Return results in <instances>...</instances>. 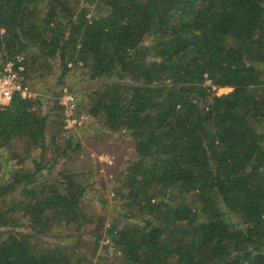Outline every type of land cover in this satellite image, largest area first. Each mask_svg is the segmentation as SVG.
<instances>
[{
	"label": "trees",
	"instance_id": "16d2710c",
	"mask_svg": "<svg viewBox=\"0 0 264 264\" xmlns=\"http://www.w3.org/2000/svg\"><path fill=\"white\" fill-rule=\"evenodd\" d=\"M18 55L30 85L82 68L128 158L108 222L63 107L0 105V264H264V0H0V71Z\"/></svg>",
	"mask_w": 264,
	"mask_h": 264
},
{
	"label": "rangeland",
	"instance_id": "374dc122",
	"mask_svg": "<svg viewBox=\"0 0 264 264\" xmlns=\"http://www.w3.org/2000/svg\"><path fill=\"white\" fill-rule=\"evenodd\" d=\"M5 66V65H4ZM4 68V67H3ZM82 68H77L71 72V75L68 76L67 83H70V87H75L76 89H73L72 91L75 93L77 97V103L79 104V99L81 96L78 95V92H80L82 83H85L84 80H86L85 76L81 72ZM57 75H47L44 78H41L40 80H36L33 85H30L32 87V90L37 93V97L34 99H38L41 95H47L50 98V101L48 100V105L52 106L55 103L59 105L58 103V96L60 95V90L63 85H58L55 83ZM231 90L230 87L220 88L217 90V93H227ZM54 92H57V94ZM48 108V106H46ZM46 108V109H47ZM82 112H78V116H82ZM87 116L86 122L74 129V130H65L66 134H75L74 139L76 141L80 140L83 145L88 148L90 155V161L94 167V172L99 173L102 176V180L105 183V186L103 184L101 185L99 177L95 178V184L90 188V197L93 201H96L101 198L108 202L107 206V216H108V222L111 219L112 216V207L114 205L113 201V192L111 188V178L115 174V170L119 169L121 166L124 158H128V154L124 153V151L113 144L110 146V142H104L103 140L98 138L99 133L97 132L98 124L94 121H91L89 119V116ZM105 141H109L105 140ZM116 143V142H115ZM126 146V144H124ZM84 156V154H81ZM123 155V156H122ZM111 161V162H110ZM13 162L10 161V164ZM108 238L104 240V243H108ZM82 244V250H92V244L90 242H81ZM96 259V258H95ZM94 259V261H95ZM118 262H121V258L117 256L115 258Z\"/></svg>",
	"mask_w": 264,
	"mask_h": 264
},
{
	"label": "built area",
	"instance_id": "2783aa9c",
	"mask_svg": "<svg viewBox=\"0 0 264 264\" xmlns=\"http://www.w3.org/2000/svg\"><path fill=\"white\" fill-rule=\"evenodd\" d=\"M69 66L73 68V62H70ZM23 69V56L18 55L17 60L10 59L0 71L1 106L8 105L15 96H20L22 99H35L37 97V93L32 90L30 84L24 82L21 75ZM58 103L63 107L65 130H74L86 122L87 116L85 114L78 116L77 97L67 85L61 87Z\"/></svg>",
	"mask_w": 264,
	"mask_h": 264
}]
</instances>
